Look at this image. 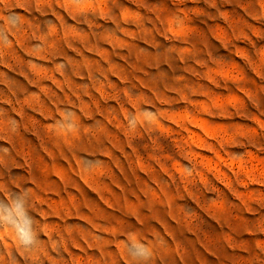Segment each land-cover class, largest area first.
Returning a JSON list of instances; mask_svg holds the SVG:
<instances>
[{"label":"rangeland","instance_id":"1","mask_svg":"<svg viewBox=\"0 0 264 264\" xmlns=\"http://www.w3.org/2000/svg\"><path fill=\"white\" fill-rule=\"evenodd\" d=\"M259 4L0 0V264H264Z\"/></svg>","mask_w":264,"mask_h":264},{"label":"clouds","instance_id":"2","mask_svg":"<svg viewBox=\"0 0 264 264\" xmlns=\"http://www.w3.org/2000/svg\"><path fill=\"white\" fill-rule=\"evenodd\" d=\"M66 4H73L76 2V0H63ZM79 2H83V0H79ZM56 11L55 7L53 6L51 9H46V11ZM257 16H264V0H260V4L257 7L256 10ZM22 16L21 12L12 11L9 13V22L13 27L17 26V23L19 22L20 18ZM12 40L8 38V36H0V54H2L3 48L6 46L12 45ZM154 115V113H153ZM65 131H68L72 128L71 123H67L66 125H61ZM55 127V125H53ZM0 164L4 163V157L9 156V149L5 147H0ZM16 190L18 192H21L23 195H31L33 192L32 187L28 185H19ZM0 192H3V189H0ZM5 199H10V196L7 195L4 197ZM13 212L15 215L23 219V210L20 207L19 203H14L13 205ZM6 221L11 222L9 217L4 218ZM34 221L37 223V219L34 217ZM11 240L15 243V245L22 249V251L27 255H32L34 252H36L39 248V245L41 244V239L39 236V233L37 231H34L28 227H22L17 228L15 231L4 228L2 232H0V241H8ZM164 242L163 240L161 241ZM123 243V241H122ZM153 248H150L144 243H137L135 245V252L132 253L133 258H138L140 261L143 262V264H148V262L151 260L153 256ZM15 264H19V261H15Z\"/></svg>","mask_w":264,"mask_h":264}]
</instances>
